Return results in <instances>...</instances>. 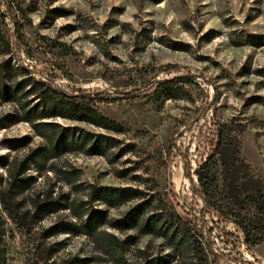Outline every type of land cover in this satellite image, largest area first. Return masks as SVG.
I'll use <instances>...</instances> for the list:
<instances>
[{"label": "rangeland", "instance_id": "obj_1", "mask_svg": "<svg viewBox=\"0 0 264 264\" xmlns=\"http://www.w3.org/2000/svg\"><path fill=\"white\" fill-rule=\"evenodd\" d=\"M0 37L9 46L0 62L22 70L17 81L67 95L101 92L92 105L128 127L117 134L66 112L43 120L116 140L104 157L54 156L17 106L0 102L4 264H115L121 256L83 236L78 229L88 217L79 216L100 210L119 221L141 202L147 217L175 213L205 237L201 249L183 244L177 252L164 238L105 226L126 264H264V242L245 246L240 230L208 208L186 176L191 168L196 182L193 171L223 127L264 187V0H0ZM23 102L33 107L37 99ZM93 187L138 189L142 201L108 208L90 199ZM46 202L57 210L37 213ZM57 224L63 232L47 237Z\"/></svg>", "mask_w": 264, "mask_h": 264}, {"label": "trees", "instance_id": "obj_2", "mask_svg": "<svg viewBox=\"0 0 264 264\" xmlns=\"http://www.w3.org/2000/svg\"><path fill=\"white\" fill-rule=\"evenodd\" d=\"M8 43L0 37V54L8 49ZM22 70L11 64L7 59L0 62V102L14 103L19 110L20 120L28 123L37 136L44 138L54 156L65 153L83 152L88 156L104 157L113 149L116 142L113 138L97 136L85 131L73 134L53 123L43 120L59 117L61 113H70L72 116L82 118L97 128L117 134L123 133L128 127L112 121L103 116L92 104L99 100V94L67 95L57 88L42 82H35L27 78L17 81ZM170 84V82H167ZM28 88V91L25 89ZM172 90H182L174 86ZM30 95H35L37 103L30 107L23 102ZM128 96V95H127ZM5 126V125H2ZM228 132V133H227ZM229 130L223 127L217 130V142L213 151L206 160L193 171L187 169L193 193H200L205 205L219 214L223 219L231 221L241 232L242 242L247 247H255L264 242V187L255 174L239 159V148L233 146V139ZM186 152L184 153V156ZM31 160V157L28 158ZM188 166V164H187ZM25 179H14V182L26 184ZM14 182L12 185H14ZM142 191L131 188L93 187L89 197L99 205L108 208H119L133 201H142ZM57 210V205L46 202L35 211L47 215ZM150 209L145 202L138 203L119 221H109L104 211H83L79 216H87L82 221L79 231L83 236L91 237L121 256L115 264H126L122 259L124 250L121 242L112 234L102 230L105 226L115 231L126 232L137 230L141 235H153L164 238L175 251H180L183 244L191 245L196 250L201 249L200 238L205 237V231L183 223L175 213L165 215L146 213ZM62 224H57L46 232L47 237L62 233ZM239 253V251H238ZM0 264H4V250L1 248L0 238ZM150 264H168L166 259L159 258Z\"/></svg>", "mask_w": 264, "mask_h": 264}]
</instances>
